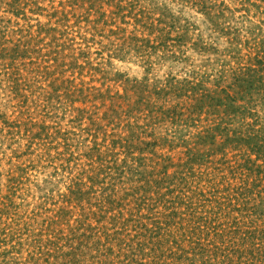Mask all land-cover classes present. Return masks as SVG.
Masks as SVG:
<instances>
[{
	"label": "rangeland",
	"instance_id": "obj_1",
	"mask_svg": "<svg viewBox=\"0 0 264 264\" xmlns=\"http://www.w3.org/2000/svg\"><path fill=\"white\" fill-rule=\"evenodd\" d=\"M0 264H264V0H0Z\"/></svg>",
	"mask_w": 264,
	"mask_h": 264
}]
</instances>
